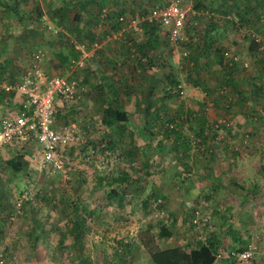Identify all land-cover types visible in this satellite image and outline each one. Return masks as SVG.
Segmentation results:
<instances>
[{
  "label": "rangeland",
  "instance_id": "374dc122",
  "mask_svg": "<svg viewBox=\"0 0 264 264\" xmlns=\"http://www.w3.org/2000/svg\"><path fill=\"white\" fill-rule=\"evenodd\" d=\"M32 1L46 11L44 0ZM182 2L186 8L190 4V0ZM256 23V28L251 27V30L264 39V19ZM218 30L224 48L238 57L234 75L243 88L241 93H249L252 83L261 80V95L253 97L255 99H239L230 92L235 98L231 107L220 101L213 104L210 97L220 89L217 88V75L212 74L217 72V67L209 62L204 64L202 54L196 53L204 67L187 74L191 69H186L185 64L180 66V57L171 55L168 43L164 42L158 48L160 55L169 56L164 63L170 61L185 93L180 97H168L163 104L153 101L163 115L171 116L170 123H176L177 127L179 124L182 133H190L188 121H179V116L175 118L172 114L180 105L189 108L194 115L202 112L207 120L225 121V126L216 130L214 137L203 146L210 148V153L197 151L195 145L187 155L180 148L170 149V137L162 135L161 128H152L153 138L148 137L146 128L141 126L144 123L141 108L129 119L134 131L131 135L133 147L127 143L125 135L110 140L112 143L103 142L101 146V142L95 140H106L107 136L101 134L100 127L93 123L88 130L82 125L81 119L86 120L90 110L82 95L84 99L79 98L77 103L80 106L74 101L67 106L64 115L53 112L56 124L69 118L84 129L82 143L67 151L70 162L64 174L60 171L50 174L40 166L35 142L19 147L24 152V162L17 173L2 165V160L17 150V146L0 152V264H153L138 243L136 232L139 229L151 225L156 231L163 222L170 234L157 237L158 245H185L197 235L204 238L226 217L243 241L257 237V251L248 264H264V74L263 78L256 79L261 73L258 63L264 61V55L247 49V39L242 37L246 31L236 30L232 24L221 30L219 26ZM40 45L48 56L47 63L52 65L48 46ZM22 49L26 51L25 47ZM242 60L247 61L245 67L239 62ZM27 62L28 55L20 54L19 69ZM184 62L190 61L186 57ZM168 68L169 65L159 64L154 73L162 76ZM60 73L70 75V67L62 68ZM161 92L159 87L154 90L156 95ZM131 98L127 96L124 103L127 109H135L131 106ZM205 101L207 107L203 105ZM8 109L6 107V111ZM133 124L143 128V133L137 132ZM157 140L165 143L170 151L157 150L154 147ZM128 148L137 156L130 159ZM178 153L179 161L173 157ZM122 171L132 178L126 188L110 183L112 176ZM212 177L218 179V184H213ZM111 186L116 190L115 195L108 194ZM62 196L65 204L78 201L89 211L81 247L71 245L68 234L58 241L61 231L67 233L64 221L69 205L65 211H60L57 205ZM206 214V225H203L202 217ZM221 240L228 245L234 244L229 234L224 233ZM240 244L242 242L235 243V247ZM223 255L220 254L214 264H224Z\"/></svg>",
  "mask_w": 264,
  "mask_h": 264
},
{
  "label": "trees",
  "instance_id": "16d2710c",
  "mask_svg": "<svg viewBox=\"0 0 264 264\" xmlns=\"http://www.w3.org/2000/svg\"><path fill=\"white\" fill-rule=\"evenodd\" d=\"M46 4V11L32 0H0V18H9L10 25L15 23L19 25V31L16 35H13V44H16L18 51L22 50L23 55L29 54V47L32 48L39 46L40 44H46L50 50L55 64L57 67L56 73L62 74V68L68 67L71 60H75L79 56V51L73 46L71 38L84 43L86 47L93 40L100 42V46L90 52L89 58L95 60L97 57L106 54L105 47L102 45L110 40V51L114 56L109 55L108 59L103 61V69H108L109 75L106 76V82L103 86L100 83L94 84V87L98 89V98L101 103L105 105L101 107L99 114V122H96V126L100 127L101 133H108L105 129H112L116 127L117 133H122L125 129V124L131 117L133 109H127L124 106V96L133 94L136 102V109L141 108L143 113V121L141 124L148 132V137L153 138L152 128L160 129L165 137L169 138V148H180L183 154H188L192 146L195 145L196 150L207 151L210 153V148L205 149V143L211 137H214L215 131L223 128L226 124L225 121L217 122V119L207 120L202 112H197V115L188 108L184 109L182 105L177 110L173 111V117L179 116V121H188L187 126L190 133H182V130L176 125V123H170L171 116L167 117L160 111L159 105L153 101L157 100L163 104V101L171 96H179L177 92V84L181 79L172 71V66L166 64L165 58L169 56H161V51L158 49L162 43H167L166 38L158 33L157 26L153 22H149L145 19L138 21V30H135L130 22L134 18L143 16L149 8L146 4L152 0H44ZM238 0H190V8L186 10V17L184 21V28L187 34V40L184 43L187 49V55L180 57V66L185 64V68L192 71H198L204 67V64L209 62L213 63L217 67V72L213 75H217V88L218 93L212 95L210 98L212 103L215 104L220 101L226 103L227 107H231L235 98L241 99H255L262 93L261 80L257 83H252L249 93L243 92L241 83L234 75L235 61L230 57H226L224 54V46L220 44L221 33L218 27L226 28L228 24H232L236 30H244L246 33L242 37L247 39V49L251 52H260L264 55V50L258 48V43L252 39L251 27H255L257 20L264 19V0H253L252 5H247L246 2L239 8L235 4ZM182 2V0H181ZM183 3V2H182ZM241 3V2H240ZM234 5V7H232ZM101 8L104 9L101 12ZM46 14V17L54 24L60 25L67 33L56 32L52 33L49 29L43 26L42 14ZM234 12V13H232ZM232 13L236 19L230 16ZM44 14V15H45ZM43 23V24H42ZM122 28L126 29V37H120ZM256 30V29H255ZM11 31V30H10ZM115 34L114 37H111ZM108 37L107 40H105ZM14 38L16 39L14 41ZM15 42V43H14ZM118 44H117V43ZM102 43V45H101ZM41 46V45H40ZM26 48V51L22 49ZM6 53L3 43H0V70L8 69L7 73L2 75L0 73V80L6 83H13L17 80L26 66L21 70L18 67L19 57H16L15 53L10 55H4ZM116 53L125 55L131 63L130 71L124 74L119 69L118 59ZM201 53L203 56V63L199 62L198 56ZM30 55V54H29ZM190 62H184L186 58ZM264 59V57H263ZM88 57L84 58L82 65L71 66L70 79H74L78 87L79 98L82 95L85 97L88 93L86 89V81L83 82L79 78L77 79L76 72L78 68L86 69ZM29 61V56H28ZM98 63V62H97ZM106 64V65H105ZM169 65V68L162 76L156 75L153 71V67L158 65ZM261 73L257 74L256 79L263 78L264 74V61L258 63ZM100 66L101 62H100ZM105 66V68H104ZM136 68H138L137 71ZM215 72V68H213ZM58 71V72H57ZM60 71V72H59ZM126 75V76H125ZM191 77V76H189ZM188 77V78H189ZM0 81V82H1ZM91 80H87L90 83ZM158 85V86H157ZM161 88L162 92L158 95L154 94V90ZM93 88V87H92ZM7 92V91H6ZM97 92V91H96ZM224 92V93H223ZM230 92L234 95H229ZM13 90L10 91L12 96ZM6 93L0 90V99L6 97ZM156 95V97H154ZM232 98V100H230ZM56 105H62L64 109V102L60 100L55 101ZM54 104V106H55ZM67 104V103H66ZM214 104V103H213ZM69 105V104H68ZM207 107V103L203 104ZM60 107L59 109H61ZM12 108V107H10ZM9 108V109H10ZM8 109V110H9ZM59 109H55L56 114L59 116L64 115L67 111L60 112ZM11 110V109H10ZM67 110V109H66ZM192 112V113H191ZM194 119V120H193ZM70 119H65L63 123H67ZM90 121V122H89ZM82 125L86 126L88 130L91 129V118H86L84 121L81 119ZM61 123V124H63ZM79 124V123H78ZM143 128L137 127V132L142 131ZM84 133V129L82 130ZM128 133H134L132 129ZM106 135V134H104ZM131 136V135H130ZM83 138V136H82ZM119 137H117L118 139ZM111 139L103 138L96 139L101 142H111ZM130 140H132L130 138ZM29 142L13 141L12 145L17 148L11 155L2 160V165H6L13 173H17L21 170L22 162H24V152L19 149L20 146ZM154 146L157 150L169 152L168 146L161 142L156 141ZM134 142L131 143L133 147ZM71 145L70 147H72ZM9 147V146H7ZM69 147V148H70ZM135 147V146H134ZM21 148V147H20ZM68 148V150H69ZM129 158H133L136 152L133 149L128 148ZM180 152V153H182ZM121 154V153H120ZM169 154V153H168ZM147 155V153H146ZM120 156V155H119ZM175 159H179V153L177 157L173 155ZM176 161V160H175ZM131 162H134L131 160ZM143 162V161H142ZM145 163V161H144ZM143 164V163H142ZM132 180L129 174L122 171L120 174L114 175L111 178V182H115L118 186L127 187L128 182ZM213 184H218V179H213ZM108 194L115 195L116 190L111 186ZM154 198H159L155 196ZM65 197H61L57 201L60 211H65L66 206L69 205V209L66 212V218L64 221L67 233L60 232L59 240L62 241L65 235H70L71 245L81 247L83 232L86 229V216L89 211L84 204H80L78 201H71L64 203ZM65 204V205H64ZM206 225L205 221L203 225ZM193 225V223H192ZM33 231L34 229L31 228ZM227 232V233H226ZM229 234L233 246L226 244L221 240L223 234ZM170 234L169 228L162 222L158 226L156 231L152 230L151 225H146L144 228L139 229L136 232V238L143 250L147 253L148 259L153 264H214L220 254H225L231 248H240L246 241H243L242 237L238 235L237 231L233 229L229 221V217L223 218L222 223L217 225L215 229H211L204 238H200L199 235L193 237L192 241H187L185 245L176 244L161 247L157 243V237H165ZM242 242L241 246L235 247V243ZM225 243V244H224ZM127 246V243H123ZM82 259V258H81Z\"/></svg>",
  "mask_w": 264,
  "mask_h": 264
},
{
  "label": "built area",
  "instance_id": "2783aa9c",
  "mask_svg": "<svg viewBox=\"0 0 264 264\" xmlns=\"http://www.w3.org/2000/svg\"><path fill=\"white\" fill-rule=\"evenodd\" d=\"M187 8L181 0H153L148 11L138 18L131 20L130 24L138 30V21L145 19L157 26L158 33L162 34L169 45L171 55L179 58L187 55L185 42L187 34L184 28ZM104 9L101 8V12ZM234 19L235 16L230 15ZM43 26L52 33L67 31L60 25L52 23L46 15L42 14ZM251 36L258 43V48L264 50V39L257 32L251 31ZM73 46L79 51V56L71 60L69 67L82 65L83 58L100 46V42L93 40L86 47L83 42L71 38ZM226 57L235 62L237 55L224 50ZM45 51L40 47L31 50L29 61L20 77L13 83H0L5 91L13 90L19 98L18 105L9 109L0 116V150L12 145L13 141L35 142L40 154V166L50 174L60 171L66 172L69 156L68 148L82 143V129L78 122L73 120L63 124L54 122L53 112L56 100L71 104L79 97L78 87L74 79L56 72L47 73L44 69ZM243 67L247 61H239ZM72 68V67H71ZM179 96H183L185 90L183 84H177ZM195 213H198L195 210ZM196 217V215H195ZM203 223L207 220V214L203 217ZM192 221L196 224V219ZM257 237L249 239L240 248H231L223 255L224 264H248L257 251ZM0 262H2L0 260Z\"/></svg>",
  "mask_w": 264,
  "mask_h": 264
},
{
  "label": "crops",
  "instance_id": "0c3cea01",
  "mask_svg": "<svg viewBox=\"0 0 264 264\" xmlns=\"http://www.w3.org/2000/svg\"><path fill=\"white\" fill-rule=\"evenodd\" d=\"M244 2H246V8H247V5H248V7H249V5H252L253 0H238L235 4H237L239 6V8H240V7L243 6ZM189 7H190V4L188 3L187 8H189ZM232 7H234V5ZM12 26H14V29L12 28ZM18 31H19V25L18 24L11 23V25H10V19L9 18H0V43H3V47H4L5 51H6V53L4 55H7V54L10 55L12 53H15L16 57H19V58H20V54L23 55L24 52H22L21 49H20V51L17 50L19 46H17L16 44H13V39L11 38L13 35H16L18 33ZM126 34H127L126 29L124 30L122 28L120 37H124L125 38ZM114 36H115V34H112L111 37H114ZM107 39H108V37L105 40H107ZM15 40L16 39L14 38V41ZM109 42H110V40H107L106 47H105V50H106L105 51L106 52L105 55L97 57L96 60H95V58H94V60H92L91 59L92 57L89 58V56H88L90 54L89 53L87 56H85L86 58L88 57V60L86 62L87 65L89 64L88 67L86 69L78 68L77 72H76L77 79L79 78L83 82L86 81L85 85H86V89H87L88 93L85 96V101H87V104L90 107V110L87 111L88 113L86 112L87 113L86 114V118H89V119L91 118V122H93L94 124H96L95 121L99 122L100 109H101L102 106L105 105L104 103H101L100 99L98 98V89L99 88L94 87V84L100 83V85L103 86V83L106 82L105 78H106V76L109 75V72H108L109 70L108 69H103V61L105 59L107 60L109 55L114 56L112 51H110L111 48L109 46ZM222 42L223 41H222V38H221L219 43L223 44ZM30 52H29V54H30ZM29 54H28V56H29ZM50 55H51L50 63L52 65H49L47 63V61H46L48 56H46V58L44 60V68H45L47 73H51V72L55 71L56 68H57L56 64L54 63L55 60L53 59L52 54H50ZM116 57L118 59V64H119L118 67H119L120 71L123 72L124 74H127L130 71V68H131L130 61L123 54H119V53L117 54L116 53ZM84 58H83V60H84ZM100 62H101L102 67L100 66ZM104 68H105V66H104ZM155 68L156 67L152 68L153 71H154ZM7 70H8L7 68L4 69L3 71L0 70V73H2V75H4V74L7 73ZM137 70H138V68H136L135 71H137ZM87 80L88 81L91 80V82L87 83ZM0 90L3 91V88H1V86H0ZM10 91H12V90H10ZM10 91H7V92L5 91V93L7 94L6 97L0 99V116L2 115V113L6 112V107H7V109L10 108V107H12L10 109H14L18 105L19 98L16 96L14 91H13L14 94L12 96H10ZM127 96H129V95L124 96V97H126L125 101H127ZM130 96L132 97L131 98V100H132V105L131 106L136 107V102L134 100V95L130 94ZM81 99H84V98H81ZM64 106H68V104L65 103ZM77 106H80V105H77ZM54 107H55L54 108V110H55L56 108L59 109L60 107H62V105H56L55 104ZM125 108H127V107H125ZM136 108L133 109L134 115L137 113V110H138ZM139 108H140V105H139ZM66 109H68V108L66 107ZM66 109H64L62 107L59 110L61 112L63 110L66 111ZM132 115H133V113L130 114V116H132ZM129 123L130 122L128 121L125 124L126 126H125L124 131L126 133H113L116 130V127L112 128V129H108V128L105 127V129H106V131L108 133H101V134H106L107 139H111V140L114 139V138L117 139V137H123L125 135L126 137H128L127 138V143H129V145L131 146V140H130L131 136L130 135H132L133 133H128V131H130L132 129V126H130ZM134 127H135L134 129H136L137 125L135 124ZM132 137H134V136H132ZM7 148H9V147L2 148L0 150V152L1 153L5 152Z\"/></svg>",
  "mask_w": 264,
  "mask_h": 264
},
{
  "label": "clouds",
  "instance_id": "9594fccd",
  "mask_svg": "<svg viewBox=\"0 0 264 264\" xmlns=\"http://www.w3.org/2000/svg\"><path fill=\"white\" fill-rule=\"evenodd\" d=\"M45 27V26H44ZM37 47H39V46H37ZM34 49V48H33ZM44 50V49H43ZM45 58H46V53H45ZM45 69V68H44ZM46 71V70H45ZM53 72H56V71H53ZM52 73V72H51ZM247 241V240H246ZM245 244V243H244Z\"/></svg>",
  "mask_w": 264,
  "mask_h": 264
}]
</instances>
